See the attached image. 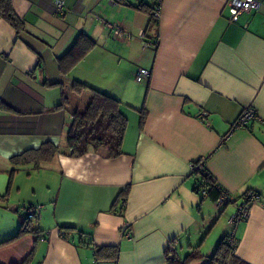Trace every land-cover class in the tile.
Listing matches in <instances>:
<instances>
[{
  "label": "crops",
  "instance_id": "0c3cea01",
  "mask_svg": "<svg viewBox=\"0 0 264 264\" xmlns=\"http://www.w3.org/2000/svg\"><path fill=\"white\" fill-rule=\"evenodd\" d=\"M11 1L24 27L17 32L0 18V104L11 108L0 110V173L10 162V173L27 167L35 182L34 196L17 201L0 187V195L7 192L0 240L17 233L22 206L40 205L41 216L38 234L0 246V264H167L169 243L181 257L199 246L202 256L188 264H206L232 231L235 207L219 212L193 190L198 160L232 196L260 194L236 226L234 255L264 264V0L233 22L229 0H161L152 22L136 7L153 0H63L62 13L54 12L55 0ZM81 32L95 45L69 74L120 101L127 126L116 157L91 147L73 157L65 148L71 116L55 109L61 93L54 84L58 58ZM153 39L155 47L143 46ZM140 67L150 75L137 82ZM247 107L257 118L231 129ZM45 142L62 151L38 168L11 162ZM62 226L73 229L63 234Z\"/></svg>",
  "mask_w": 264,
  "mask_h": 264
},
{
  "label": "trees",
  "instance_id": "16d2710c",
  "mask_svg": "<svg viewBox=\"0 0 264 264\" xmlns=\"http://www.w3.org/2000/svg\"><path fill=\"white\" fill-rule=\"evenodd\" d=\"M158 5L160 6V3L158 4L156 0H153V5L151 7L139 4L136 8L147 12L150 15V21L152 22L156 21L152 11ZM0 18L7 21L17 32L21 31L24 27L22 21L13 11L11 0H0ZM94 45L95 41L87 34L81 32L77 35L69 49L58 58L59 77L54 85L59 86L61 97L59 103L55 106V109L64 110L71 116V122L65 135V148L67 149L69 156H81L88 151L89 147H91L100 156L112 158L123 152L121 146L127 126V117L120 109V101L71 77L69 74L70 70L91 48L94 47ZM0 110L10 111L11 108L7 105L0 104ZM140 113L142 124L145 119V113L143 110H140ZM61 151L62 148L60 146H57L52 142H45L37 148L25 150L24 152L11 157V162L15 165L32 164L35 168H38L42 162L52 159ZM13 172L14 170H11L9 183ZM192 173L200 175V184L193 188L196 193L203 195L202 190L204 189L205 195L215 204L223 193H226L229 197L231 196L229 192L216 182L215 178L211 176L204 166L200 171L192 170ZM252 195H256L260 198V194L249 190L238 197L233 196L232 201L235 202L240 198L241 201H239L242 202L245 209L248 210L250 204L253 203L250 200ZM124 196V192L119 194L112 204L113 210H116L117 212L123 210ZM6 199L7 192L0 195V201ZM118 203H120V205H118ZM228 203H230V200H225L222 204H219L216 207L222 212ZM24 207L25 206H22L21 209L18 210L20 226L17 233L6 240H0V246L11 242L25 233H39L40 229L37 227L34 228V222L39 218L27 219L26 215L23 213ZM245 219L243 218V220ZM70 229H73V227H61L63 234ZM236 247L237 241L233 246L230 244L229 231L219 240L214 253L207 258L206 264H245L235 257L234 253ZM100 251L101 250H99V252ZM201 256L202 254L199 246L189 250L184 257L179 255L178 248H176L173 243H169L165 248L167 264H188L190 261L198 259ZM26 260L27 258L17 264H24Z\"/></svg>",
  "mask_w": 264,
  "mask_h": 264
},
{
  "label": "built area",
  "instance_id": "2783aa9c",
  "mask_svg": "<svg viewBox=\"0 0 264 264\" xmlns=\"http://www.w3.org/2000/svg\"><path fill=\"white\" fill-rule=\"evenodd\" d=\"M161 0H156V2L159 4ZM228 6H229V21L233 22L236 21L238 19V17L244 13V12H250L253 10H257L260 6V2L259 0H229L228 1ZM159 5L156 6L153 11L152 14L154 16V18L157 19L158 14H159ZM65 9V4L63 0H55L54 1V12L55 13H62ZM115 33L116 34H121L122 31L119 28L115 29ZM144 36V33L143 35ZM157 45V40L153 39V40H145L143 42V46L145 48H150V47H155ZM150 75V71L147 68L144 67H140L136 74H135V80L137 82H142L143 80H145L146 78H148ZM205 113H202L201 118L204 117ZM257 118V114L255 112V110L252 107H247L245 109H243L241 111V113L238 115V117L236 118V120L232 123L231 129H235L238 127H245L246 125L249 124L250 121L254 120ZM203 167V163L202 160H198L197 162H194L193 164H191V170L194 171H200ZM202 193L205 195V191L204 189L202 190ZM229 196L226 195V193H223L221 195V197L217 200L216 202V206L219 204H222L223 201L230 200V203L228 204H234L235 210L234 212L229 216L228 218V223L233 226L232 231L230 232V244L233 246L236 244V237H235V231H236V226L237 224L243 220V218H247L248 216V210L245 209L244 204H242V202L240 201H232V195L227 198ZM251 202H256L259 200V197L256 195H252L250 198ZM23 213L26 215L27 219H31V218H40L41 216V206L40 205H27L24 207L23 209ZM121 234L128 236L129 232H128V227L127 224H124L122 229H121Z\"/></svg>",
  "mask_w": 264,
  "mask_h": 264
},
{
  "label": "rangeland",
  "instance_id": "374dc122",
  "mask_svg": "<svg viewBox=\"0 0 264 264\" xmlns=\"http://www.w3.org/2000/svg\"><path fill=\"white\" fill-rule=\"evenodd\" d=\"M4 167H5V164L1 163L0 169L3 170ZM11 167H12V165L9 162L8 168H5V169H7V172L6 171L4 173L2 172L3 174L0 173V187H3L4 190H7L8 187H10L9 193H10L11 201L12 200L17 201V199L18 200L27 199L26 197L34 196L32 189L34 186L35 179L33 177L28 178V176H27V172H28L27 169L28 168L23 167V168H19L18 170H16L13 173V176H12L11 181L9 183ZM37 187L39 188V186H37ZM37 187H36V189H37ZM8 196H9V194H8ZM25 203H27V201ZM38 220H35V221H38ZM220 222H221V219H220ZM34 223H36V222H34ZM218 226H220V223H218ZM229 227H230V229L232 228L231 226H229ZM218 229H219V227H216V231Z\"/></svg>",
  "mask_w": 264,
  "mask_h": 264
}]
</instances>
